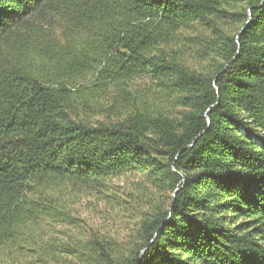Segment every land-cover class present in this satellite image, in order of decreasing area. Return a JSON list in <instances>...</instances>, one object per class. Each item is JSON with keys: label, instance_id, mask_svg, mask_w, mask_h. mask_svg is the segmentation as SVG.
Wrapping results in <instances>:
<instances>
[{"label": "trees", "instance_id": "trees-1", "mask_svg": "<svg viewBox=\"0 0 264 264\" xmlns=\"http://www.w3.org/2000/svg\"><path fill=\"white\" fill-rule=\"evenodd\" d=\"M0 264H264V0H0Z\"/></svg>", "mask_w": 264, "mask_h": 264}, {"label": "rangeland", "instance_id": "rangeland-1", "mask_svg": "<svg viewBox=\"0 0 264 264\" xmlns=\"http://www.w3.org/2000/svg\"><path fill=\"white\" fill-rule=\"evenodd\" d=\"M102 105H104L105 107H108L109 109L105 112V114H101V111L98 110L97 107H92V108H82V110L80 111L81 114H86L89 118L93 117L96 119H104L105 116H112L113 115V107H122V105L124 104V100L121 99V97H117L115 100L109 98V100H104L101 99L100 100ZM82 216L85 217L87 216V214L85 212L82 213Z\"/></svg>", "mask_w": 264, "mask_h": 264}]
</instances>
